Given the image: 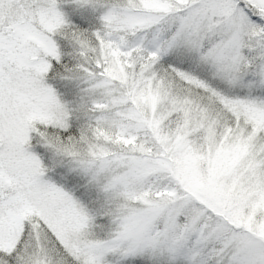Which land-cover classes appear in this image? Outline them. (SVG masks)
<instances>
[{
	"label": "snow or ice",
	"instance_id": "snow-or-ice-1",
	"mask_svg": "<svg viewBox=\"0 0 264 264\" xmlns=\"http://www.w3.org/2000/svg\"><path fill=\"white\" fill-rule=\"evenodd\" d=\"M0 264H264V0H0Z\"/></svg>",
	"mask_w": 264,
	"mask_h": 264
}]
</instances>
